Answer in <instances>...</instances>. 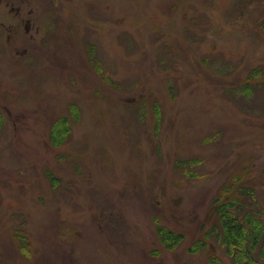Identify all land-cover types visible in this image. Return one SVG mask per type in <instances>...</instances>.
<instances>
[{
  "label": "rangeland",
  "instance_id": "rangeland-1",
  "mask_svg": "<svg viewBox=\"0 0 264 264\" xmlns=\"http://www.w3.org/2000/svg\"><path fill=\"white\" fill-rule=\"evenodd\" d=\"M26 1L0 264H233L218 208L264 215V0Z\"/></svg>",
  "mask_w": 264,
  "mask_h": 264
},
{
  "label": "trees",
  "instance_id": "trees-1",
  "mask_svg": "<svg viewBox=\"0 0 264 264\" xmlns=\"http://www.w3.org/2000/svg\"><path fill=\"white\" fill-rule=\"evenodd\" d=\"M63 123L64 120L57 122L54 129L61 130ZM251 206L248 205L250 212L244 213L243 220L232 211L242 212L243 204L231 201L217 211L220 225L216 236L222 237L229 248L233 264H264V215L257 205L254 211Z\"/></svg>",
  "mask_w": 264,
  "mask_h": 264
},
{
  "label": "flooded vegetation",
  "instance_id": "flooded-vegetation-1",
  "mask_svg": "<svg viewBox=\"0 0 264 264\" xmlns=\"http://www.w3.org/2000/svg\"><path fill=\"white\" fill-rule=\"evenodd\" d=\"M28 4L26 0H0V65L17 63L18 58L28 59L34 39L31 32L34 26L33 13Z\"/></svg>",
  "mask_w": 264,
  "mask_h": 264
}]
</instances>
